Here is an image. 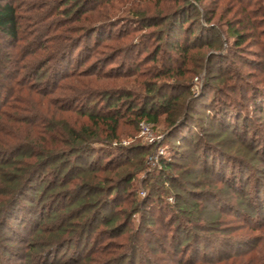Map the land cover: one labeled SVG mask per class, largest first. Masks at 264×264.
<instances>
[{"label":"rangeland","instance_id":"374dc122","mask_svg":"<svg viewBox=\"0 0 264 264\" xmlns=\"http://www.w3.org/2000/svg\"><path fill=\"white\" fill-rule=\"evenodd\" d=\"M50 1L52 0H16L20 23L26 32L41 30L47 26L49 19L44 11H49ZM188 1L111 0L106 5L98 6L94 12H89V18L77 25L84 29L101 22H106L107 25L108 21L117 25L112 34L107 31L108 40H104L98 48V53H101L99 57L105 56V59L113 56L117 50H126L132 45L137 48L132 54L121 53L113 62L96 66L95 76L90 81L84 79L81 82L85 87L81 86L77 76L62 81L60 88L42 101L44 109L41 112L46 114L48 128L61 117L76 128L87 123V118L77 112L81 109L84 98L78 104L73 103L76 112L61 111L59 108L67 105V100L73 101L80 96V90L86 89L85 92L96 95L100 91L121 89L144 96L147 85H153L150 84L151 81H156L157 86L169 91V86L174 83L173 78L155 80L158 70L179 67L181 64L179 56L172 51L167 52L165 44L163 41L159 42L157 36L159 30L167 28L169 19L160 27L144 28L134 13L144 14L146 18L158 16L156 19L161 20L172 15ZM262 1L264 4V0ZM37 5L38 9L34 10ZM226 7H231V12L226 14ZM238 7L236 0H204L191 13V22L184 26L188 28L204 24L201 14L204 10L215 9L216 16L209 28L213 26L218 31L220 44L223 41L222 48L227 50L228 45L232 48L233 42L226 41L225 24L233 20ZM221 13L224 16L219 19ZM262 29L264 25L258 32H253L255 35L251 33V38L242 45L239 53L243 60H232L229 57L224 62L223 69H230L228 77L220 82H213L212 86L216 89L220 87L221 90L226 89V86L230 89L231 85L235 88V79L238 78L241 80L238 87L250 90L247 92L246 89H239L242 94H232L231 98L236 100L234 104L237 110L246 117L249 132L241 137L243 131L239 121L238 130L230 127L228 133L224 134L217 127L218 129L211 130L219 135L217 139H208L206 136L198 139L200 147L211 148L208 156H213V165H210L211 159L204 165L202 150L196 152L195 145L190 144L187 153L184 151L185 154H180V159L177 160L179 166L174 167L167 175L174 179L176 187L180 185V191H183L180 196H174V190H171L169 184L161 185L158 171L161 162L172 159L175 150L188 148L179 144L173 147L172 140L167 139L169 126L165 116L159 118L157 125L145 122L151 129V136L142 135L140 121L137 124L136 119L126 116L119 124L115 140L105 143V134L102 133L100 142L91 144V148L97 153L89 158L90 171L84 176L75 172L71 182H67L70 179L68 175L60 178L47 171L38 176L37 186H31L22 202L15 206L14 214H18L16 219H8L5 228L0 222V264H264V162L260 152V145H264V115H260L258 111L264 105L261 102L253 104V99L250 98L251 93L261 94L255 89L264 90V35H259ZM119 33L122 37L116 38ZM46 35L52 36L50 33L42 36ZM64 36L71 40L76 33L64 32ZM47 45L50 47L53 44L49 42ZM67 46L55 52L54 63L47 65V71L50 68L52 70ZM156 48L163 52L158 53L157 61L154 62L150 57ZM81 49L80 53H83V48ZM237 51L232 49L231 54ZM212 53L214 51L205 47L191 50L190 60L184 67L187 72L179 78V84L183 87L181 92L188 90L180 100L183 110L187 111L189 108L195 112L202 111L198 107V99H194L201 94L206 77V58ZM225 53L224 51L223 54ZM47 54L49 50H36L25 62L36 67ZM199 58H202V66L200 63L195 65ZM75 59L74 55L71 64H75ZM93 61L92 58L84 66H75L74 70L82 72ZM259 66L262 68L256 70ZM226 79L228 81L224 83ZM84 81H88V85ZM216 97L213 93L208 95L209 106H215ZM189 100L192 102L189 103ZM101 101V98L96 100L97 109L103 112L104 103ZM47 110L49 114L46 113ZM199 119L202 126H209L206 117L200 114L193 119L196 125ZM191 133L194 139L200 136ZM247 144L252 147L246 148ZM129 147H142L144 150L141 149V153H135L129 158L116 155L113 160H108L107 152L115 153L118 148ZM213 149L220 151V155ZM256 149L257 152L254 153ZM225 155L235 162H232L234 168H231L227 159H222ZM219 160L224 162L219 164ZM111 161L114 166H110L108 170L105 164ZM127 161L125 165L124 162ZM238 165L240 166L237 167ZM117 166L118 172L115 170ZM125 174H132L134 179L127 191H124L125 184L121 182V177ZM85 183L99 187L94 191L102 198L111 194L114 188H119L117 193L120 198L115 193L108 197L116 198L114 203L119 206L113 208L110 205V209L102 215L103 223L92 222L93 211L81 214L71 205V196L82 195ZM37 187L39 191H43L40 198L33 195L35 192L32 190ZM183 203L192 210L190 214L178 212V206ZM136 209L138 212H134Z\"/></svg>","mask_w":264,"mask_h":264},{"label":"trees","instance_id":"16d2710c","mask_svg":"<svg viewBox=\"0 0 264 264\" xmlns=\"http://www.w3.org/2000/svg\"><path fill=\"white\" fill-rule=\"evenodd\" d=\"M110 1L52 0L49 3L50 8L47 9L49 11H44L46 18L49 19L47 26L41 30L36 29V31L26 32L20 23L21 17L16 0H0V222L4 228L8 219H16L15 216L18 214H14L15 206L22 202L21 200L27 191L31 190V186H37L35 184L39 175L44 174L46 171L51 174L55 173L60 178L68 175L70 179L67 182H71L73 177H75V172L84 176L86 172L90 171L91 161L89 162V158L97 153L91 148V144L100 142L99 137L102 133L105 134V143L109 144L115 140L119 124L126 116L136 119L137 124L139 121L141 123V120H144V122L148 121L154 125L159 123L161 116H165V121L169 126L167 139L172 140L174 143L173 147L178 146V144L187 148L190 144L195 145L196 152L200 151V149L203 152L204 165L208 164V159L212 160L210 165H213L214 161L212 159L213 156H208V150H211V148L200 147L198 139L202 136L215 140L219 135L211 131L212 129L219 128L220 133L222 131L227 134L230 127H233L232 130L235 127V130H238L239 121L242 124L241 130L243 131L241 137H244L245 132L246 134L249 132V125L245 120L246 117L237 110V106L234 104L236 100L231 98L232 94H240L239 89L244 91L246 89L247 92H250V90L242 86L238 87L239 83H241L238 78L235 79V88H232L231 85L230 89L226 86V89L221 90L220 87L216 89L212 86H214L213 82H220L228 77L230 69H223L224 62H227L229 57L232 60L235 58L239 61L241 59L239 52L242 45L251 38V33L255 35L253 32H258L264 25V4H262V0H236L239 7L233 14V20L225 24V33L228 39L226 41L232 40L233 42L232 48L228 47L229 45L227 46L229 50L222 48L223 41L220 44L218 31L213 26L209 28L216 16L215 9L204 10V13L201 14L204 24L200 23L188 28L184 26V24L187 25L191 22L189 21L191 13L204 0H189L187 4H184L172 15L166 16L167 18L162 19L160 17L161 20L156 19L158 16L146 18L144 14L135 12L134 15L137 21H140L141 26L144 28L150 26L160 27L169 19L167 28L159 30L157 36L159 42L162 43L163 41L165 44L167 52L172 51L179 56L181 64L179 67H168L158 70L155 77V80L173 78L174 83L169 86V91L157 86L156 81H151L150 84L153 85H147V88L144 89V96L135 95L120 89L119 91H100L101 93H96V95H99L98 97L95 94L87 93L88 91L85 92L86 89L84 88L85 90H80L82 91L80 96L73 101L71 99L67 100V105H61L59 108L61 111L76 112L74 110L76 107L73 103L77 102L78 104L81 102V98H84L85 101L81 103V109L77 112L87 118V123L76 128L61 117L56 120L54 125H50L48 128L46 114L41 112L44 109L42 101L55 89H59L62 81L77 76L81 86L85 87V84L81 82L84 79L90 81L95 76L96 66L113 62L121 56V53L132 54L137 48L136 45H132L129 46V49L117 50L113 53V56L103 59L105 56L99 57L101 53H98V48L103 44L104 40H108L107 31L112 34L117 25L110 21H108L107 25H105L106 22H101L99 25L91 26L88 29L77 25L79 22H84L89 18L87 16L89 12H94L98 6L106 5ZM213 4H215V1ZM33 9H38V5ZM224 12L226 14L231 12V7H226ZM223 16L224 14L222 15L221 13L219 19L223 18ZM72 31L76 33V36L72 37L71 40L66 39L64 32L70 33ZM260 31L259 35H264V29ZM44 33L52 34V39L50 40L49 38L51 37L48 35L42 36ZM119 34L116 38L122 37V34ZM181 36H183V39H181ZM49 42L53 44L50 47L47 45ZM24 43L25 45H22ZM64 46L67 47L63 49L55 66H53L52 70L50 68L47 71V65L52 64L55 52ZM204 47L214 51V53L209 54L206 58L205 81L199 98L196 97L194 99V101L198 99L197 104L202 111L195 112L189 108L186 111L183 110L180 100L188 90L181 92L183 87L180 86L181 83L179 84V78L185 76L187 72L184 67L190 60L191 50H200ZM81 48H83L85 55L82 52L80 53ZM232 49L239 51L231 54ZM36 50H49V54L45 56L41 64L34 67L25 61ZM160 51L162 50L156 48L151 53L150 60L156 62ZM224 51L226 52L225 54H223ZM74 55L76 57L75 64H71ZM92 58L94 60L93 63L82 72L74 70L75 66H84ZM201 59H196V66H198V63L202 66ZM170 60L169 56L168 61ZM68 63L69 65H67ZM157 63L160 62L158 61ZM261 68L262 66H259L255 69L260 70ZM226 81L228 79L224 83ZM84 82L88 83V81ZM257 90L261 94L253 95L251 93L250 98L253 99V104L261 102L264 105V90L255 89L256 92H258ZM210 93H213V96L214 94L217 95L215 106H209L207 103V97ZM1 94L3 98H1ZM33 96L37 97V99ZM98 98H101V103H104L102 107L105 111L103 112L97 109L96 100ZM191 100H189V103ZM84 102L85 105H83ZM258 111L260 115H264L263 107L258 108ZM46 113L49 114V110ZM199 114L206 117L207 123L209 122L208 127L202 126L200 119L196 125L193 119L198 118ZM21 125L23 127L20 128L19 126ZM191 132L200 135L199 138L194 139L191 136ZM246 134L245 136H247ZM260 146V152L263 156L262 162H264V145ZM251 147V144L246 145V148ZM141 149L144 150L142 147L118 148L115 153L113 151L107 152V157L108 160H113L116 155L129 158L135 153H141ZM145 150L147 149L145 148ZM188 150L189 148L180 151L175 150L172 159L162 161L158 171V180L161 185L163 183L169 184L171 190H174V196L176 197L180 196L179 194L183 191H180V185L177 183L178 186L176 187L173 184L175 182L174 179L167 175L174 167L179 166L177 160L180 159V154L183 155ZM214 152L220 155V151L217 152V149ZM255 152H257V149ZM177 156L178 158L176 159ZM225 156L222 159H227V156ZM227 160L231 163L230 166L232 168L233 160ZM223 162L219 160V164ZM127 163L128 161L124 162L125 165ZM106 166L110 170L109 167H113L114 162H107ZM118 166L115 168L116 172H118ZM121 179H123L121 182L125 184L124 191H127V188L131 186L134 180L133 175L125 174ZM97 188L99 187L85 183L82 188V195L71 196V205L79 210L81 214L93 211L92 222L100 223L99 221H101L103 223L104 218L102 215L110 209V205L113 208L119 206L114 203L116 198H114L115 200L108 198L112 196V193L118 195L117 190L119 188H114L111 194L106 195L105 198L98 196L99 193L94 191ZM38 189L37 187L36 190L33 189L32 191L35 192L33 195L40 198L43 195V191ZM119 196L117 198H120ZM131 203L133 204L132 201ZM77 205L78 207H76ZM10 207H13V209ZM10 209L11 211L9 212ZM190 211L192 210L188 209L185 203L178 206L179 213L190 214ZM134 212H138V209Z\"/></svg>","mask_w":264,"mask_h":264},{"label":"built area","instance_id":"2783aa9c","mask_svg":"<svg viewBox=\"0 0 264 264\" xmlns=\"http://www.w3.org/2000/svg\"><path fill=\"white\" fill-rule=\"evenodd\" d=\"M139 127L142 135L151 136V129L147 123L141 122Z\"/></svg>","mask_w":264,"mask_h":264}]
</instances>
